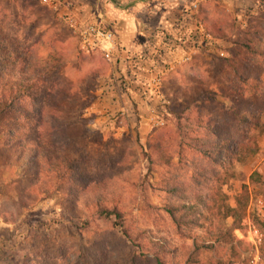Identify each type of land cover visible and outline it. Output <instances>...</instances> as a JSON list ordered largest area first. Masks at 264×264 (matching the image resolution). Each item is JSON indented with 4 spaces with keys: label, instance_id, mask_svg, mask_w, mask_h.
Instances as JSON below:
<instances>
[{
    "label": "rangeland",
    "instance_id": "rangeland-1",
    "mask_svg": "<svg viewBox=\"0 0 264 264\" xmlns=\"http://www.w3.org/2000/svg\"><path fill=\"white\" fill-rule=\"evenodd\" d=\"M194 3L196 8L192 7ZM200 3L209 4L210 15L222 21L227 31L243 28L264 9L257 0H190L180 10L187 13L186 29L193 26ZM53 9L39 0H0L2 33L11 37L14 47L27 58L35 57L45 64V75L52 77L55 71L57 81L65 84L59 96L67 109L73 102V110L66 109L62 114L69 137L64 150L96 179L112 178L121 190L116 208L123 226L140 234L134 241L127 239L114 224V217H104L95 206L85 207L74 199H65L57 188L21 206L29 195H21L18 201L15 191L0 186V212L11 223L10 227H0V264H132V260L156 264L151 246L157 240H165L171 248L164 264H264V226L259 223L264 221V132L258 137V151L246 162L234 163V175L220 187L225 195L223 204L236 207L237 197L245 202V213L234 224L235 229H231L230 216H221L222 200L218 196L209 200L202 225L190 232V238L173 230L162 209L163 180L170 176L184 180L192 173L194 153L188 146V136L193 134L194 117L206 116L218 108L223 111L222 106L227 109L231 105L219 95L218 81L229 71L226 58L235 51L233 42L222 39L224 57L202 51L187 61L171 64L173 68L162 76V92L169 100L159 106L164 124L152 126L146 119L148 106L156 102L153 92L146 84L137 90V85L117 67L118 61L115 66L100 52L84 50L75 27ZM172 51H179L176 44ZM160 54L158 49L154 62H171V57ZM100 68L105 71L94 79L89 72ZM88 84L92 89L87 90ZM145 86L147 92L143 91ZM200 86L212 90L216 100L198 95L196 88ZM170 99L174 114L168 109ZM86 100L88 105L82 107ZM161 131L170 134L160 138L167 146L168 163L156 157L152 149ZM4 163L0 158V182L9 178L20 181L21 186L33 183L26 169L6 170ZM254 171L259 174L257 182L249 179ZM243 184L247 189L241 195ZM249 227L258 230L260 243L254 245L248 240ZM219 234L225 239L213 242ZM231 244L236 247L233 249Z\"/></svg>",
    "mask_w": 264,
    "mask_h": 264
},
{
    "label": "trees",
    "instance_id": "trees-1",
    "mask_svg": "<svg viewBox=\"0 0 264 264\" xmlns=\"http://www.w3.org/2000/svg\"><path fill=\"white\" fill-rule=\"evenodd\" d=\"M257 1L264 4V0ZM194 19L214 37L233 42L235 51L226 58L229 71L218 81L219 95L231 105L227 109L222 106L223 111L218 108L214 113L194 117L193 134L188 136V146L194 153L190 163L192 173L184 180L170 176L161 185L165 194L162 209L168 221L177 234L188 238L192 230L202 225L203 210L209 208V200L216 196L222 200L221 216H230L231 229L236 228L234 224L245 213V202L237 197L236 207L223 204L225 195L220 187L234 175L231 171L234 163H244L258 151V137L264 132V9L252 16L243 28L228 31L222 21L210 15L208 3H200ZM1 26L0 18V158L6 170L26 169L33 183L21 186L20 181L5 178L0 186L15 191L18 201L21 195H29L21 206L30 205L44 191L57 188L65 199H74L85 207L95 206L104 217H114V224L127 239L134 241L140 231L135 235L124 228L122 215L116 208L120 188L112 178L96 179L81 168L75 156L64 150L69 142L62 118L67 105L63 104L59 92L65 89V84L57 81L55 71L52 79L50 74L45 75V64L35 57L27 58L14 47L13 39L2 33ZM103 69L89 73L94 78ZM90 89L92 84H88L87 90ZM196 93L216 100L215 93L204 86L196 88ZM171 99L168 109L174 114ZM87 105L86 100L82 107ZM72 106L73 102L67 111L73 110ZM164 133L170 135L157 132L159 139L152 149L156 157L168 163L167 146L160 140ZM249 179L257 182L259 174L254 171ZM246 189L247 185L243 184L241 195ZM259 223L264 226V221ZM228 236L230 241L234 240L231 230ZM222 239L224 234H219L213 242L219 243ZM236 242L240 244L239 240ZM151 247L156 264H164L171 252L167 242L157 240ZM230 247L234 249L236 245ZM131 263L138 264L135 260Z\"/></svg>",
    "mask_w": 264,
    "mask_h": 264
},
{
    "label": "crops",
    "instance_id": "crops-1",
    "mask_svg": "<svg viewBox=\"0 0 264 264\" xmlns=\"http://www.w3.org/2000/svg\"><path fill=\"white\" fill-rule=\"evenodd\" d=\"M189 1L56 0V7L53 10L62 13L64 19L67 14L80 21L97 18L100 23L109 27L118 46L117 67L124 76H129L140 91L141 84L143 87L145 85L144 78L146 79L155 67L160 66L159 61H153L155 53L164 46L163 40L159 38L162 37L160 33L173 37L183 35L189 21L187 13H181L180 10ZM143 91H146V86ZM6 219L0 212V227L11 226Z\"/></svg>",
    "mask_w": 264,
    "mask_h": 264
},
{
    "label": "built area",
    "instance_id": "built-area-1",
    "mask_svg": "<svg viewBox=\"0 0 264 264\" xmlns=\"http://www.w3.org/2000/svg\"><path fill=\"white\" fill-rule=\"evenodd\" d=\"M41 4L56 7V0H39ZM196 3L192 5L196 8ZM65 20L71 26L75 27L78 31V37L81 47L86 51H98L103 57L111 64L115 65L118 61V46L115 40L113 31L100 23L97 18L93 20L80 21L71 14L65 15ZM157 35V32H155ZM164 46L161 49V57H171V62H160V66L155 67L152 73L148 75L146 86L149 91H152L153 96L156 98V102L151 103L148 106L149 112L147 116V122L152 126H160L164 124L162 114L159 110V106L168 104L169 100L165 98L162 92V76L164 73L173 68L171 65L173 62L181 63L190 59L192 55L206 51L216 56H226L225 50L222 48V39L214 37L208 32L204 25L195 20L191 28L185 29L183 35L180 37H172L169 34H162ZM156 38V36H155ZM179 51H172L175 47ZM116 66V65H115ZM146 88V89H147ZM248 240L254 245L260 243L261 236L258 230L254 227H249L247 232Z\"/></svg>",
    "mask_w": 264,
    "mask_h": 264
}]
</instances>
